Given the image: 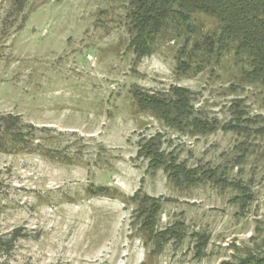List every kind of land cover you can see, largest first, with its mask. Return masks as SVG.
I'll use <instances>...</instances> for the list:
<instances>
[{
  "label": "rangeland",
  "instance_id": "obj_1",
  "mask_svg": "<svg viewBox=\"0 0 264 264\" xmlns=\"http://www.w3.org/2000/svg\"><path fill=\"white\" fill-rule=\"evenodd\" d=\"M128 1L26 0L18 7L0 0V113L34 125L40 144L34 152L0 151V234L16 227L27 234L10 251L0 249V264H219L264 236V134L253 135L244 163L230 169L241 139L234 132H178L132 96L134 88L176 84L193 92L202 114L224 122L233 98H244L251 115L264 114V86L243 83L232 54L198 73L177 74L182 36L160 35L153 52L137 58L127 47ZM199 21L204 31L216 25ZM154 134L191 166L225 165L231 179L249 184L248 206L239 208L231 187H177L162 169L147 168L136 152ZM100 185L114 195L91 191ZM138 188L165 198L158 228L184 219L181 243L150 253L131 222L127 197ZM202 230L210 240L197 259L191 234Z\"/></svg>",
  "mask_w": 264,
  "mask_h": 264
},
{
  "label": "trees",
  "instance_id": "obj_2",
  "mask_svg": "<svg viewBox=\"0 0 264 264\" xmlns=\"http://www.w3.org/2000/svg\"><path fill=\"white\" fill-rule=\"evenodd\" d=\"M25 1L17 0L16 3L21 7ZM202 16L216 22L213 29L203 30L199 21ZM125 18L129 35L127 47L137 58L151 54L153 43L160 35L182 36L183 43L175 55L177 74L198 73L210 64L219 63L224 55L232 54L235 62L240 63V80L264 86V0H129ZM132 96L139 109L178 132L190 135L210 134L218 129L234 132L241 139L232 146L235 154L230 158V169L244 163L251 152L253 135L264 134V114L251 115L242 97L231 99V116L221 122L195 108L193 92L183 86L172 84L166 91L156 92L134 88ZM35 130L34 125L23 122L18 114L0 113V151H39L40 144L34 143ZM136 154L147 160V168L162 169L177 187L208 182L231 187L239 192L231 199L242 209L253 198L249 184L239 177L231 179L225 165L211 166L205 162L191 166L186 159H179L174 149L162 148L160 134L142 138ZM91 191L114 195L113 188L103 185ZM127 199L134 206L131 222L145 244L151 247L150 253L159 254L168 241L178 244L184 240L187 232L183 218L158 228L164 197L149 195L138 188ZM26 235L21 227L14 228L9 236L0 234V249L10 251L14 242ZM191 235L194 238L193 257L200 259L205 255L210 233L202 230ZM219 264H264V236L243 255H233Z\"/></svg>",
  "mask_w": 264,
  "mask_h": 264
}]
</instances>
